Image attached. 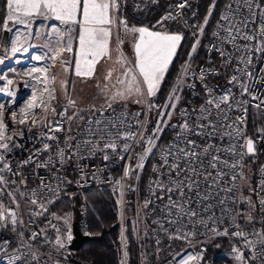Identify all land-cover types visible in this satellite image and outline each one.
I'll return each instance as SVG.
<instances>
[{"label": "built area", "instance_id": "2783aa9c", "mask_svg": "<svg viewBox=\"0 0 264 264\" xmlns=\"http://www.w3.org/2000/svg\"><path fill=\"white\" fill-rule=\"evenodd\" d=\"M197 1L113 0L112 17L115 24L126 17L121 2L136 14L162 6L164 14L155 26L165 27L184 19L187 12L194 15ZM21 20L30 29L37 22L34 17ZM18 33L16 40L9 38L6 52L0 49L1 68L19 58L27 63L32 51L45 53L48 67H55V50ZM198 52L183 59L167 103L147 100L140 110L111 104L76 128L69 104L58 106L54 86L46 79L45 84L39 81V70L27 71L36 73V79L26 98L12 95L15 82L0 71V264H54L42 254L45 243L40 241L39 225L55 222L27 219L26 206L53 204L71 192L85 195L116 183L126 195L131 167L148 157L164 135L168 139L158 146L146 182V219L156 234L188 245L162 264H212L206 242L217 237L229 242L224 264H264V125L254 134L247 125L250 109L264 113V0H228L201 61ZM12 54L18 59H10ZM225 97L226 102L219 103ZM179 100L182 104L173 116L168 108ZM249 141L251 155L246 151ZM178 149L197 156L191 164L189 157L177 160ZM247 158L252 164L249 186L244 183ZM173 161L196 169L188 172V183L195 181V186L184 187L183 194L178 181L185 172L178 177L172 172L175 184L166 174ZM172 202L176 207H170ZM188 209L196 215L188 214ZM85 215L83 207L84 234ZM118 240L126 264L122 226Z\"/></svg>", "mask_w": 264, "mask_h": 264}, {"label": "rangeland", "instance_id": "374dc122", "mask_svg": "<svg viewBox=\"0 0 264 264\" xmlns=\"http://www.w3.org/2000/svg\"><path fill=\"white\" fill-rule=\"evenodd\" d=\"M161 1L168 3L169 0ZM105 2H109L110 5H113V0H105ZM199 2L200 0L193 3L194 7L196 6V13L194 15L193 13L189 14L187 12L184 19L163 25L165 27H162V25L156 27L155 24L149 27L147 25H142L141 23H144V19L142 17L140 19L133 18L131 20L126 17H119L115 24L112 17L113 6H110L108 9V12L111 14L110 25L106 26L105 24L102 27L85 26L82 25V23H71L57 20L55 18V14L53 12L47 11L46 9H41L40 14L24 16L22 12H17L14 9H9L7 7L5 12V25L0 23V30L3 31L2 33L4 34V32L8 31L10 33V37H12L13 40H16V38H18L17 33L19 32V37H22L23 35L22 39L31 41L32 43L36 40V42L42 47L55 50L54 57L56 58V65L52 69L49 68L45 53L32 51V56L27 63L23 64L22 58H19L20 62L8 65L4 69L0 67V71L3 74H6L9 78L11 77V80L15 82L12 87V95L21 94L24 98H26L30 93L29 91L31 89L32 81L36 79V73L34 74L27 71L39 70L41 74V76H39V81H41L42 84H45L46 79L48 84H52L54 86L58 99V106L69 104L68 111L72 117L73 127L79 126L84 121L91 118L96 112L103 110L105 107L111 104H121L131 110H140L144 107L147 100H159V92L162 84L167 73L169 72V69L181 44L185 39H187L188 44L184 53V60L191 57L193 51L196 50L199 51L197 54V61H201L203 59L205 47L209 41L208 40L206 42L205 40L211 37L212 30L216 23L212 29L208 31L210 26V17L212 14H214L215 9L214 7L209 8L207 15L200 19L199 10L197 7ZM0 15H2L1 8ZM9 16H11V19H9ZM21 17L36 18L37 22L34 23L33 29L26 28V23H24L25 25L23 24ZM85 27L89 29H96L98 32L97 38L107 40V55H104L99 59L92 55H88V51L94 48V45L89 43H86L83 46L82 51L79 39L81 36L85 35L83 31ZM173 27H179L181 29L172 30ZM3 28L5 29L3 30ZM100 28L108 30L110 35L106 38L103 37V35L99 33ZM140 28H144L148 32L159 33L160 35H172L180 37V40L176 42L174 52L168 59L166 66L163 67V71L157 74L158 80L156 82L154 93L149 92L148 82L144 79L139 70L140 55L136 51V46L141 44V34L139 32L132 31V29ZM143 39L146 42L150 40L147 35H145ZM20 48L25 50L28 47L20 46ZM18 57V55L12 54L10 59H18ZM37 57H39V59H37ZM94 59H96L97 62L95 63L91 74H85L89 70L87 61H92ZM181 66L182 62H179L176 67L177 71L180 70ZM77 70H79L82 74L77 75ZM177 71L174 78L176 77ZM109 73L111 75H109ZM174 78L171 82V89L163 99L166 103L167 100L174 95V85L176 82H174ZM20 81L22 83H19ZM16 84H20L17 92L14 91V86ZM181 104L182 102L180 100L179 102H175V105H171L168 108V111L174 116V113L179 110L178 107H180ZM158 146L156 145L153 148V151L150 152L148 157L133 164L131 167L127 178L128 183L124 190L126 195L121 193V187L119 183L113 185L117 186L119 189L120 227H124L127 220L126 210L127 204L129 203L127 195L130 194L131 191H137L136 182L138 181L139 176L147 165L148 161L154 159L153 164L155 163ZM251 149L252 150L249 151L248 143L246 151L249 155L254 153L252 143ZM247 171L248 172L245 173L244 183L246 186H249L252 177L251 162L247 164ZM65 197L79 198L81 203L79 206V216L81 218L83 207L86 208L87 213L85 195L71 192L70 195L64 196L62 198ZM124 200H126V206L124 204ZM50 205H52V203L46 205H27L24 217L27 219H36L37 217L50 218L52 222H55V224L52 223L49 226H46L47 229H44V243L45 246H48V250L45 252L42 249V254L46 255L47 258L54 264H67L66 262L69 255V246L73 240L72 228L76 220L74 221L75 218L73 217V219L72 215L70 214L63 215L58 212L50 213ZM44 214H46L47 217ZM137 228L139 233L142 235L141 237L143 238L150 231L153 233V235L160 238L162 237L156 234L150 228L146 219V212L141 210L140 207H138ZM69 236H71V239H69ZM123 264H125L124 259Z\"/></svg>", "mask_w": 264, "mask_h": 264}, {"label": "trees", "instance_id": "16d2710c", "mask_svg": "<svg viewBox=\"0 0 264 264\" xmlns=\"http://www.w3.org/2000/svg\"><path fill=\"white\" fill-rule=\"evenodd\" d=\"M228 0H200L198 4L199 18L202 19L208 13L209 8L214 7L215 12L210 17V26L208 31L212 29L216 23L222 8ZM121 10L125 13L129 20L143 18L142 25L152 26L164 14L162 6L152 9L148 14L133 13L131 8L124 3H120ZM0 23L5 22V12L7 8V0H0ZM140 16V17H139ZM5 25V24H4ZM179 27H173L172 30H180ZM210 40H205L206 42ZM187 39L181 44L177 55L167 73L165 80L159 92V100H163L168 91L172 87V81L177 71L176 67L179 62L184 59V53L187 48ZM89 117V116H87ZM81 125V124H80ZM79 125V126H80ZM247 125L251 133H254L259 126L264 125V113L254 109L248 111ZM79 126H75L79 127ZM168 139L166 135L162 136L159 142L161 145ZM151 159V158H150ZM153 160L148 161L139 176L137 183V191H131L127 195L129 203L126 210V223L124 225V243L125 256L127 264H162L172 254L177 253L185 248L188 244L183 242L170 241L166 237H157L150 231L144 238L139 233L137 228L138 222V207L147 213L146 201V182L151 173ZM250 159H246L248 164ZM117 175L121 173L116 171ZM87 213L85 216L86 230L85 234L90 237L80 251L74 253L69 249L67 264H123L122 245L119 242L121 234L120 227V202L119 189L117 186H105L93 188L85 192ZM80 200L74 198H62L56 203L49 206L50 213L58 212L60 214L72 215L74 221L79 223L81 230L82 218L79 216ZM140 205V206H139ZM48 211V212H49ZM46 215V214H44ZM47 217V215H46ZM36 219H40L37 217ZM137 220V221H136ZM151 228V227H150ZM42 232L40 241H44V229H47L43 224L39 225ZM152 229V228H151ZM153 230V229H152ZM154 231V230H153ZM208 247L207 260L212 264H224L228 260L227 252L229 242L222 237L211 238L206 242ZM43 251L47 252L48 246H44Z\"/></svg>", "mask_w": 264, "mask_h": 264}, {"label": "snow or ice", "instance_id": "6c2138e0", "mask_svg": "<svg viewBox=\"0 0 264 264\" xmlns=\"http://www.w3.org/2000/svg\"><path fill=\"white\" fill-rule=\"evenodd\" d=\"M110 6L114 5H110V3L105 2V0H7V7L9 9H14L17 12H22L24 16L40 14L41 9H46L49 12H53L57 20L71 23L82 22L85 25L110 24L111 19L108 15V9ZM77 15L81 17L80 21L76 19ZM9 19H11V16H9ZM222 19H226V17H222ZM83 31L85 35L81 36L79 39L82 51L83 46L86 43H89L91 45H94V48L88 51V55H92L97 59L104 55H107V40L98 39V32L96 29H89L85 27ZM132 31L139 32L141 34V44L136 46V51L140 55L139 70L143 75L144 79L148 82L149 92L154 93L156 82L158 80L157 74L163 71V67L166 66L168 59L174 52L176 42L180 40V37L152 33L148 32L144 28L132 29ZM99 33L102 34L105 38L110 35L109 31L104 28H100ZM145 35L150 38V40L147 42L143 39ZM245 38L249 39V37ZM37 59H39V57H37ZM96 62V59L92 61H87L89 65V70L85 74H91ZM76 74L81 75L82 73L77 70ZM109 75L111 74L109 73ZM9 83H11V81H9ZM226 100L227 97H225L219 103L226 102ZM209 103H211V101H209ZM183 127L187 129L186 124ZM188 143L192 144L194 142L188 141ZM248 143L249 151H251L252 142L249 141ZM178 152L180 153V155H178L176 159L182 160L184 157H189V164H191V162L194 161L197 156L196 152L190 150L186 151L185 149H178ZM213 159H218V157H213ZM212 166L215 167L214 164ZM167 169L168 172L166 174L169 176L170 179L173 180L174 184L177 181L175 177L172 176V172L176 173V177L180 175V172H185L184 178L178 181L181 186V194H183L184 187H187L189 188V190H191L195 186V181L188 183V172H195L196 169L194 167L190 169H185L181 166L180 163H176L175 161H173V163L167 164ZM176 169H179V171H176ZM172 190V187H169L167 189V191L169 192H171ZM170 207H176V202H172ZM182 207L183 205H181V208ZM188 214L195 216L196 212L193 209H188ZM69 239H71V236H69Z\"/></svg>", "mask_w": 264, "mask_h": 264}, {"label": "water", "instance_id": "95a60500", "mask_svg": "<svg viewBox=\"0 0 264 264\" xmlns=\"http://www.w3.org/2000/svg\"><path fill=\"white\" fill-rule=\"evenodd\" d=\"M9 38H10V33L8 31L4 32L2 40H1V46H0V49L2 52L7 51ZM18 89H19V86L16 85L14 87V90L17 92ZM72 231H73V240L69 246V249L72 252L76 253L81 250V248L87 241H89L90 237L83 233L78 222H75L73 224Z\"/></svg>", "mask_w": 264, "mask_h": 264}, {"label": "crops", "instance_id": "0c3cea01", "mask_svg": "<svg viewBox=\"0 0 264 264\" xmlns=\"http://www.w3.org/2000/svg\"><path fill=\"white\" fill-rule=\"evenodd\" d=\"M11 11H13V10H11ZM108 15H109V17L111 16V14H110V12H108ZM79 19V20H78ZM77 20L78 21H80L81 20V17L79 16V15H77ZM82 23V22H81ZM82 25H85V24H83L82 23ZM105 25V24H104ZM104 25H97V24H87V25H85V26H93V27H102V26H104ZM110 24H106V26H109Z\"/></svg>", "mask_w": 264, "mask_h": 264}, {"label": "bare ground", "instance_id": "6f19581e", "mask_svg": "<svg viewBox=\"0 0 264 264\" xmlns=\"http://www.w3.org/2000/svg\"><path fill=\"white\" fill-rule=\"evenodd\" d=\"M3 83L5 84L6 88H8V81L6 79L3 80Z\"/></svg>", "mask_w": 264, "mask_h": 264}, {"label": "flooded vegetation", "instance_id": "af4514ba", "mask_svg": "<svg viewBox=\"0 0 264 264\" xmlns=\"http://www.w3.org/2000/svg\"><path fill=\"white\" fill-rule=\"evenodd\" d=\"M9 44V43H8Z\"/></svg>", "mask_w": 264, "mask_h": 264}]
</instances>
